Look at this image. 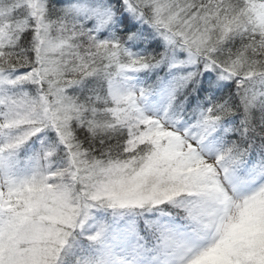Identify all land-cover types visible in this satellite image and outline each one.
Here are the masks:
<instances>
[{
	"label": "snow or ice",
	"instance_id": "snow-or-ice-1",
	"mask_svg": "<svg viewBox=\"0 0 264 264\" xmlns=\"http://www.w3.org/2000/svg\"><path fill=\"white\" fill-rule=\"evenodd\" d=\"M0 264H264V0H0Z\"/></svg>",
	"mask_w": 264,
	"mask_h": 264
}]
</instances>
